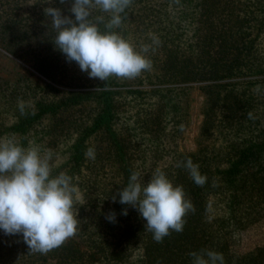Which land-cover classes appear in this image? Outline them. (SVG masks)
<instances>
[{
  "label": "trees",
  "instance_id": "trees-1",
  "mask_svg": "<svg viewBox=\"0 0 264 264\" xmlns=\"http://www.w3.org/2000/svg\"><path fill=\"white\" fill-rule=\"evenodd\" d=\"M53 7L73 16L71 5L60 0ZM43 13L41 8L36 18L41 24L48 18ZM122 17L116 31L137 51L151 45L152 68L135 79L111 77L103 85L122 81L165 87L105 89L66 98L56 96L50 84L0 77V138L51 150L53 175L71 176L83 201L76 205L77 234L46 255L30 251L22 235L0 231V247L7 249L0 264H192L190 252L226 248L215 221L242 229L264 218V81L221 82L259 71L247 56L264 29V0H133ZM45 31L54 41L53 27L45 25ZM152 36L159 43L153 44ZM4 39V45L14 47L13 37ZM48 53L51 62L36 58V69L63 83L66 73L57 76L62 52L53 43ZM198 81L208 82L202 85L204 118L198 148L187 152L178 145L188 106L181 84ZM89 147L95 149L94 159L85 155ZM189 158L207 178L202 187L186 168L176 166ZM156 168L183 187L195 208L184 218L183 231L171 232L160 243L144 229L146 221L135 208L118 202L133 171L147 182ZM113 212L115 221L109 222L106 216ZM233 258L235 264H264V247Z\"/></svg>",
  "mask_w": 264,
  "mask_h": 264
},
{
  "label": "clouds",
  "instance_id": "clouds-1",
  "mask_svg": "<svg viewBox=\"0 0 264 264\" xmlns=\"http://www.w3.org/2000/svg\"><path fill=\"white\" fill-rule=\"evenodd\" d=\"M50 3L51 0H43ZM133 0H72L68 9L73 16L63 15L56 7H46L55 30L54 45L69 62H76L89 78L106 82L109 78L135 79L150 71L147 57L151 45H141L139 51L116 29L123 22L122 13ZM65 3V0H60ZM94 12L101 13L93 16ZM106 14V15H105ZM74 17V18H73ZM103 25V30H101ZM152 43H159L151 37ZM21 115L25 105L18 104ZM252 118V114L248 113ZM95 158V149L85 153ZM51 150H42L34 142L22 146L14 137L0 138V231L6 236L22 235L28 249L46 255L61 247L77 234V203L83 204L73 178L65 172L53 175ZM184 167L197 186L206 183V176L189 158L177 163ZM119 203L135 208L146 221L144 229L160 243L171 232L183 231L185 217L195 208L182 186L174 185L161 168L144 182L139 171L130 174L125 187L119 190ZM116 202V196L112 197ZM127 215V210H123ZM115 221V213L106 216ZM192 264H224L221 253L212 250L190 252Z\"/></svg>",
  "mask_w": 264,
  "mask_h": 264
},
{
  "label": "rangeland",
  "instance_id": "rangeland-1",
  "mask_svg": "<svg viewBox=\"0 0 264 264\" xmlns=\"http://www.w3.org/2000/svg\"><path fill=\"white\" fill-rule=\"evenodd\" d=\"M36 2L37 0H1L0 2V27L1 29L5 28V32L2 29L3 33L0 35V39L5 38L4 40H10L13 37L15 40L13 42V48L4 45L2 40H0L1 78L11 82L18 80V78H28L33 83L32 85L36 86L50 84L56 89V96L66 98L72 94L90 91L100 92L105 89L121 91L140 89L144 91L148 88L165 87L164 85H132L122 81L105 87L106 85H103L104 82L92 81L86 72L80 70L76 62L67 61L63 53L59 56V63L62 67H60L59 74L57 75L59 78L62 71L66 73L63 77V83L56 82L45 76L36 69V58L51 62L49 58L51 54L48 53L47 55V51L53 44V36L52 33L45 31V25L46 27L52 28V24L50 17L43 18L42 24L36 18L39 17V10L41 8L53 7L54 0H51L50 3H44L42 1L41 3H37L38 5H36ZM65 3L71 5L72 1L66 0ZM45 55L48 57H42ZM247 57L250 58L251 62L259 65V71L254 70V73L247 71L246 75L222 80L221 82L254 79L264 81V29L258 36L253 48H251V55ZM87 79L93 83H87ZM206 84H208L207 81L181 84L186 88L185 97L188 106L187 119L178 137L180 150L195 152L198 148L205 103L202 85ZM38 95L40 96V94ZM72 113H74L73 110ZM220 142L221 140L215 141L216 144H220ZM214 227L220 241L226 244V248L224 250L212 251L223 255L224 264H235L234 256L253 251L259 247H264V218L242 229H237L230 223H219L216 221ZM6 252L7 249L0 247V256L1 254L6 256Z\"/></svg>",
  "mask_w": 264,
  "mask_h": 264
}]
</instances>
